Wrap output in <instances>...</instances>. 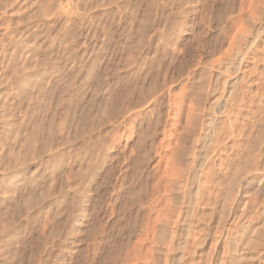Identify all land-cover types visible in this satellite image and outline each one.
Returning <instances> with one entry per match:
<instances>
[{
  "label": "rangeland",
  "instance_id": "1",
  "mask_svg": "<svg viewBox=\"0 0 264 264\" xmlns=\"http://www.w3.org/2000/svg\"><path fill=\"white\" fill-rule=\"evenodd\" d=\"M184 1L0 0V264H102L105 250L112 244L116 248L119 228L122 222L128 223L124 220L129 215L123 208L130 195L128 186L133 183L135 135L139 130V124L132 122L121 125L114 113L123 91L122 62L133 53L144 62L140 65L139 88L148 86L159 61L166 62L167 79L174 82L166 81L163 71L158 75L160 94H156L163 102L158 107L163 115L156 142L161 138L166 144L181 131L197 104L193 87H197L199 75L194 69L212 58L218 64L229 44L225 35L237 11L227 14V18L232 17L222 22L224 26L229 23L225 30L212 20L207 0ZM141 25L147 29L140 30ZM217 25L222 28L220 34ZM208 44L216 46V53ZM197 55L208 60L200 59L202 64L198 66ZM184 56L195 57L192 61L197 67L191 63L190 68V62L187 67L182 64ZM152 60L158 63L154 67ZM214 68L210 76H205L206 95L204 92L202 97L206 98L201 97V108L197 104L191 113L201 116L199 122L209 111ZM127 75L130 79V73ZM108 101L114 119L109 131L105 109ZM192 101L196 104L188 105ZM141 109L148 110L149 104ZM158 160L151 159V166H156ZM107 170L112 177L106 175ZM91 178L95 182L93 190ZM99 257H103L101 262Z\"/></svg>",
  "mask_w": 264,
  "mask_h": 264
},
{
  "label": "bare ground",
  "instance_id": "2",
  "mask_svg": "<svg viewBox=\"0 0 264 264\" xmlns=\"http://www.w3.org/2000/svg\"><path fill=\"white\" fill-rule=\"evenodd\" d=\"M207 2H209L208 11H211L212 20H215V23H220V26L224 29H227L225 26L230 23L231 29L229 32L227 29L228 34L225 35V38L229 40L228 47L225 45L229 53H224V48L223 55H225L221 54L223 57H219L221 59L217 62L218 64H215L216 58L215 61H212L214 60L212 57V59L209 58L211 60L207 59L211 62L209 63L205 59L207 62L203 61L198 55L196 57L199 58L195 62L196 65L199 64L200 59L205 62L197 70L194 69V73L199 75L198 80L192 77V79L198 81L196 83L198 84L197 87H193V89L196 88L194 95L196 94L197 104L206 91V79L208 77L205 76H210L213 68L215 67L214 70L217 68L214 71L215 73L212 72L214 74L213 84L209 83L212 84V92L209 93L210 100L205 99L209 102V104L207 103L209 106L206 105L209 111L207 110V114H204L206 117L205 120L202 119L203 122H199L201 116H197L198 113L196 115L195 113L194 115L191 114L197 108L196 101H192L188 105L194 106L196 104L194 106L195 110L191 107L193 109V112H191L192 109H189L191 113H189L181 131L177 133L174 139H168L170 142L166 141L165 144L162 141L161 143L160 138L159 143H157L156 139L160 135L159 126L162 125L163 115L161 109H158L162 100L159 101L156 95L159 91L158 75L165 71L163 77L166 81H169L170 79H167L169 68L165 64L166 62L160 64L161 61L158 62L159 64L156 62L157 67L155 61L152 60L151 67L155 65L157 69L152 71L148 86H145V88L142 86L143 89H141L142 87L139 88L138 86V80L142 75H140L142 60L139 61L133 53L126 56L124 62H122L121 75L123 82L121 84H123V91H120L122 93L114 113L120 119L121 125H126L129 122L131 124L132 122L135 125L139 124V130L135 135V144L133 143L134 151H136L133 158L135 169L132 171L133 175L129 173L132 175L133 183L130 188L128 186L130 192L128 191L127 194L130 195H127L129 197L124 200L126 206L124 207L125 204L121 205L129 215L128 220H124L128 223L122 222L119 228L116 248L114 244L111 245H114V248L111 246L106 247L108 249L105 250L104 258H101L102 264H264V0H207ZM233 11H237V14L233 17L230 15L232 18L229 20L230 17L227 18V14ZM170 15L173 14L170 13ZM143 18L146 17L143 16ZM226 19L230 22L224 23V26L222 22ZM174 25L172 27H175ZM218 25L216 28H218ZM143 28L147 29L145 26L139 29L144 31ZM218 29H221L219 30L220 34L222 28ZM216 34L217 38L219 34ZM215 36L212 38L213 40L216 39ZM200 40L201 38H199ZM141 43L139 42V45ZM136 44L137 49H139L138 43ZM197 45L195 46L197 47ZM208 45L211 47L212 44ZM221 45H223L222 42ZM215 48L211 47L209 49H214V53ZM193 58L195 57H192V59L188 57L187 59L184 56L182 64L187 67L190 62L189 67L193 68L191 67L192 63V66L194 65V68H196ZM142 63L144 62L142 61ZM200 64L202 63L200 62ZM180 66L181 71L183 65ZM184 68L183 70H185ZM176 72H179V69ZM129 73L131 75L130 79L127 75ZM171 73L173 74V72ZM229 73H233V75L228 77ZM145 74L146 76L149 75V73ZM173 80L170 81L174 82ZM145 85H147L146 82ZM161 87L163 88L164 84ZM159 89L161 90V88ZM158 94H160V91ZM204 95H206V92ZM109 101L105 105V109H107L106 129L108 131L111 128L112 120H114L111 118V101ZM149 101L150 103H147ZM204 103H202L203 107H205ZM144 104H149V109H145L147 111L141 109ZM199 108H201V104ZM200 112L203 111L200 110ZM180 124L177 126L181 127ZM129 135L132 136L130 131ZM108 144L110 145V143ZM168 146L170 148H166ZM109 148L106 151L108 153ZM158 158V164L151 166V159ZM108 159H110V156ZM106 173L107 176L112 174L108 170ZM89 183L90 188L93 190L94 178H91ZM252 193H255V197L252 196ZM94 195L90 196L94 198ZM93 206L94 202L92 200ZM258 206H261V208L255 210ZM93 208L95 209V207ZM91 259L93 261L94 258ZM101 259L99 262H101Z\"/></svg>",
  "mask_w": 264,
  "mask_h": 264
}]
</instances>
